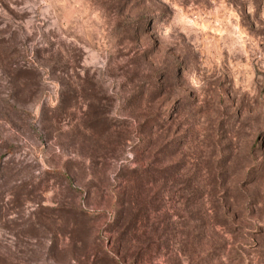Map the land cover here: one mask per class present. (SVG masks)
Returning <instances> with one entry per match:
<instances>
[{"label": "rangeland", "instance_id": "obj_1", "mask_svg": "<svg viewBox=\"0 0 264 264\" xmlns=\"http://www.w3.org/2000/svg\"><path fill=\"white\" fill-rule=\"evenodd\" d=\"M0 264H264V0H0Z\"/></svg>", "mask_w": 264, "mask_h": 264}]
</instances>
